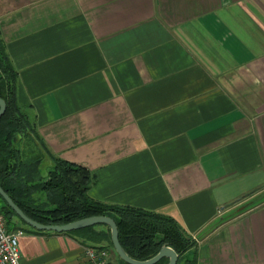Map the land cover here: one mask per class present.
I'll list each match as a JSON object with an SVG mask.
<instances>
[{
	"label": "crops",
	"instance_id": "0c3cea01",
	"mask_svg": "<svg viewBox=\"0 0 264 264\" xmlns=\"http://www.w3.org/2000/svg\"><path fill=\"white\" fill-rule=\"evenodd\" d=\"M0 36L91 197L173 217L196 264H264V0H0ZM14 221L22 264L101 245Z\"/></svg>",
	"mask_w": 264,
	"mask_h": 264
},
{
	"label": "trees",
	"instance_id": "16d2710c",
	"mask_svg": "<svg viewBox=\"0 0 264 264\" xmlns=\"http://www.w3.org/2000/svg\"><path fill=\"white\" fill-rule=\"evenodd\" d=\"M18 87V71L0 36V96L7 102L5 112L0 115V184L30 217L55 224L108 214L117 223L122 245L134 258H149L163 244H169L179 254L177 264H196V257L185 258L181 263L183 254L195 245V239L173 217L91 197L88 190L95 175L82 165L53 155L27 106L19 102ZM0 207L9 228H16L15 217L28 225L2 195ZM69 231H85L86 238L111 248L118 264H130L114 250L108 225L98 223ZM168 260L162 257L153 264H167Z\"/></svg>",
	"mask_w": 264,
	"mask_h": 264
},
{
	"label": "water",
	"instance_id": "95a60500",
	"mask_svg": "<svg viewBox=\"0 0 264 264\" xmlns=\"http://www.w3.org/2000/svg\"><path fill=\"white\" fill-rule=\"evenodd\" d=\"M7 108L6 100L0 96V115H2ZM0 195L5 199V201L12 207V209L17 213V215L28 225L39 229V230H56V231H69L73 229H78L98 223L106 224L110 227L111 231V240L114 247V250L118 254L120 258L130 264H153L162 257H168L169 260L167 264H177L179 254L178 252L169 244H163L159 251L154 254L153 256L146 258V259H137L131 256L127 250L122 245L119 239V230L117 223L111 215L108 214H95L89 215L82 218H78L66 223H55V224H47L42 223L38 220L33 219L30 217L10 196V194L3 188L0 184Z\"/></svg>",
	"mask_w": 264,
	"mask_h": 264
},
{
	"label": "built area",
	"instance_id": "2783aa9c",
	"mask_svg": "<svg viewBox=\"0 0 264 264\" xmlns=\"http://www.w3.org/2000/svg\"><path fill=\"white\" fill-rule=\"evenodd\" d=\"M23 229L9 228L0 207V264H22L20 236ZM87 264H118L111 248L105 245L86 247Z\"/></svg>",
	"mask_w": 264,
	"mask_h": 264
},
{
	"label": "rangeland",
	"instance_id": "374dc122",
	"mask_svg": "<svg viewBox=\"0 0 264 264\" xmlns=\"http://www.w3.org/2000/svg\"><path fill=\"white\" fill-rule=\"evenodd\" d=\"M242 208V207H241ZM240 208V209H241ZM195 239V238H194ZM184 259H185V257L184 256H182V259H181V263H183L184 262Z\"/></svg>",
	"mask_w": 264,
	"mask_h": 264
}]
</instances>
